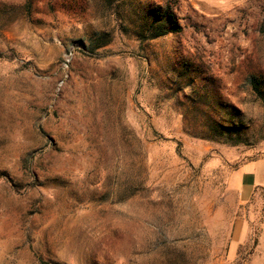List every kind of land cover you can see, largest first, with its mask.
<instances>
[{"label":"rangeland","instance_id":"1","mask_svg":"<svg viewBox=\"0 0 264 264\" xmlns=\"http://www.w3.org/2000/svg\"><path fill=\"white\" fill-rule=\"evenodd\" d=\"M0 52V264H264V0H0Z\"/></svg>","mask_w":264,"mask_h":264},{"label":"trees","instance_id":"2","mask_svg":"<svg viewBox=\"0 0 264 264\" xmlns=\"http://www.w3.org/2000/svg\"><path fill=\"white\" fill-rule=\"evenodd\" d=\"M146 15L147 14L144 12L142 15L143 22L137 25V33L141 40L158 39L169 32L176 31V29H178L175 14L170 10L154 9L150 17ZM4 57H8V54L0 52V58ZM253 87L260 92L259 85L255 82H253Z\"/></svg>","mask_w":264,"mask_h":264},{"label":"crops","instance_id":"3","mask_svg":"<svg viewBox=\"0 0 264 264\" xmlns=\"http://www.w3.org/2000/svg\"><path fill=\"white\" fill-rule=\"evenodd\" d=\"M234 179L239 181V197L241 202H250L258 193L264 195V158L247 162Z\"/></svg>","mask_w":264,"mask_h":264}]
</instances>
